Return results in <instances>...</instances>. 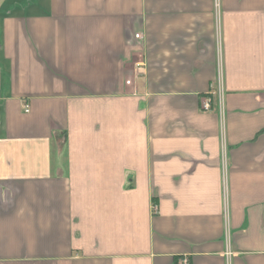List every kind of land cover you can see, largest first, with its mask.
I'll return each mask as SVG.
<instances>
[{"label": "crops", "instance_id": "crops-1", "mask_svg": "<svg viewBox=\"0 0 264 264\" xmlns=\"http://www.w3.org/2000/svg\"><path fill=\"white\" fill-rule=\"evenodd\" d=\"M185 257L264 264V0H0V264Z\"/></svg>", "mask_w": 264, "mask_h": 264}, {"label": "built area", "instance_id": "built-area-1", "mask_svg": "<svg viewBox=\"0 0 264 264\" xmlns=\"http://www.w3.org/2000/svg\"><path fill=\"white\" fill-rule=\"evenodd\" d=\"M217 7V5H216ZM141 36L140 33H136L135 34V37L136 38H139ZM218 51L220 52V48L218 46ZM221 66H220V63H219V70H218V77H217V89H216V94H217V97H218V100H219V103L221 105L222 103V87H221ZM201 108L203 110H211L212 109V98L211 97H206L205 99H203L202 103H201ZM25 111H28V106L25 105ZM229 253V252H228ZM180 264H189L188 263V259L185 257V258H182L181 261H180Z\"/></svg>", "mask_w": 264, "mask_h": 264}]
</instances>
